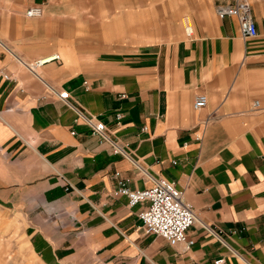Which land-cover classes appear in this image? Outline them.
Returning <instances> with one entry per match:
<instances>
[{"label": "crops", "instance_id": "obj_1", "mask_svg": "<svg viewBox=\"0 0 264 264\" xmlns=\"http://www.w3.org/2000/svg\"><path fill=\"white\" fill-rule=\"evenodd\" d=\"M232 1L0 0V264H264V0L253 39ZM161 178L191 248L116 194Z\"/></svg>", "mask_w": 264, "mask_h": 264}, {"label": "built area", "instance_id": "obj_2", "mask_svg": "<svg viewBox=\"0 0 264 264\" xmlns=\"http://www.w3.org/2000/svg\"><path fill=\"white\" fill-rule=\"evenodd\" d=\"M217 14L222 19L226 17L237 18L244 38L253 39L258 36L257 25L249 0H233L229 4L218 7ZM26 16L30 19L42 17L43 7L37 6L28 9ZM185 32L188 37L193 36L191 23L186 24ZM59 60L60 56L56 54L40 61L38 65ZM68 96V93L61 95L63 99H67ZM205 105L206 98L201 96L195 102L194 108L201 109ZM257 106H259V103H256ZM118 119H120V115ZM86 121L95 135L106 138L107 127L104 123H95L92 119ZM111 144L114 154L126 155L123 144L113 141ZM117 176L119 177V174ZM116 194L126 196L131 207L145 204L139 213V219L141 226L147 233L163 238L171 246L184 244L187 248H191L195 244V241L188 237V230L196 221L195 214L192 207L185 202L184 193L178 189L175 182L161 178L150 189L132 191L125 181L120 180ZM215 264H225V259L216 260Z\"/></svg>", "mask_w": 264, "mask_h": 264}, {"label": "rangeland", "instance_id": "obj_3", "mask_svg": "<svg viewBox=\"0 0 264 264\" xmlns=\"http://www.w3.org/2000/svg\"><path fill=\"white\" fill-rule=\"evenodd\" d=\"M182 24H183V28L185 29L186 28V22L183 20L182 21ZM185 31V30H184ZM186 33V32H185Z\"/></svg>", "mask_w": 264, "mask_h": 264}, {"label": "bare ground", "instance_id": "obj_4", "mask_svg": "<svg viewBox=\"0 0 264 264\" xmlns=\"http://www.w3.org/2000/svg\"><path fill=\"white\" fill-rule=\"evenodd\" d=\"M185 30H186V28H185ZM184 195V194H183ZM185 200V199H184ZM186 202V201H185Z\"/></svg>", "mask_w": 264, "mask_h": 264}]
</instances>
